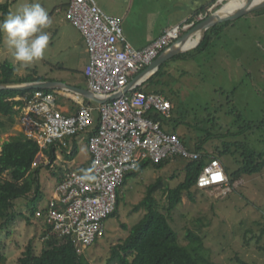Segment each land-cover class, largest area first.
<instances>
[{
    "label": "rangeland",
    "instance_id": "1",
    "mask_svg": "<svg viewBox=\"0 0 264 264\" xmlns=\"http://www.w3.org/2000/svg\"><path fill=\"white\" fill-rule=\"evenodd\" d=\"M67 1L35 0L48 13L51 23L45 31L50 39L43 59L26 69L14 62L0 34V64L11 63L15 68V78H48L56 75L58 79L73 82L76 80L74 77H82L86 58L79 53L80 49L73 48L75 38L79 36L65 19ZM96 1L99 5L102 3V8L108 14H128L126 20H121L124 32L125 23L130 21H134L136 26L143 21L151 27L152 22L146 16L149 9L154 10V13H162L154 22L155 27H158L169 22L174 8L184 12L191 6L201 5L204 0H175L172 4L160 0ZM216 1L213 4L217 6ZM5 2L9 3L11 13L33 0H0V3ZM57 8L60 12H56ZM110 9L115 10V14ZM208 34L209 38L203 46L163 62L139 89L160 92L170 100L171 116L160 118V122L166 132H174L182 137L184 142H181L189 151L194 150L203 139V152L211 156L218 157L225 141L245 142L251 149L262 151L264 8L217 24ZM52 92L56 93L57 90ZM19 115L18 112L15 118L18 125ZM92 116L97 118V110L92 112ZM6 126L8 128V124ZM207 130L209 136H205ZM11 131L18 133L15 125L7 132ZM8 136L2 137L7 139ZM75 141L78 155L71 160L68 154ZM86 142L87 134H81L71 138L65 147L56 148L59 157L55 156L50 167L43 164L48 158L43 160L36 157V166H40L37 201L32 202L31 193L13 200L14 211L19 214L9 226L10 233L7 230L0 232V249L6 256V264H16L29 243L36 253L44 247L43 222L32 216L30 209L33 204L39 209L46 208L58 182L57 176L62 171L79 169L87 162ZM232 150L233 154L218 158L230 172L237 169L242 160L241 150L236 147ZM185 163V159L175 158L161 169L148 166L137 176L128 174L125 183L119 188L121 201L118 213L105 219L104 235L85 249L82 256L91 264H106L112 246L128 235V230L123 229L122 224L131 227L142 218L145 211H134L133 208L146 195V187L161 178V188L156 191L155 198L160 211L167 214L180 243H187L185 233L191 230L203 238L211 264H239L238 259L248 264H264V166L260 172L243 175L233 185L228 183L226 186L205 189L193 187L191 194L183 193L181 202L168 213L165 210L167 195L164 189L173 188L183 180ZM24 216L29 217V221Z\"/></svg>",
    "mask_w": 264,
    "mask_h": 264
},
{
    "label": "built area",
    "instance_id": "2",
    "mask_svg": "<svg viewBox=\"0 0 264 264\" xmlns=\"http://www.w3.org/2000/svg\"><path fill=\"white\" fill-rule=\"evenodd\" d=\"M65 12L89 53L83 71L88 89L115 97L96 107L80 105L73 115L58 110L54 96L42 89L15 99L22 101L17 107L21 131L36 141L38 155L49 146L62 148L71 138L87 134L89 172L67 170L55 185L47 207L35 212L52 233L70 237L80 255L104 235L105 219L115 209L117 190L141 161H188L200 158V153L189 151L176 133L163 129L160 118L171 116L168 98L139 90L142 83L125 90L189 25L166 28L138 49L127 40L121 19L106 13L96 0H68ZM94 110L98 112L96 119ZM227 184V173L216 157L208 161L196 181L199 189Z\"/></svg>",
    "mask_w": 264,
    "mask_h": 264
},
{
    "label": "trees",
    "instance_id": "3",
    "mask_svg": "<svg viewBox=\"0 0 264 264\" xmlns=\"http://www.w3.org/2000/svg\"><path fill=\"white\" fill-rule=\"evenodd\" d=\"M212 4L209 3V5ZM203 7L199 12H203ZM9 13V3H0V19H3ZM229 22V21H227ZM224 22V23H227ZM216 26V25H215ZM215 26L209 28L202 41L196 47H201L209 38L208 32ZM157 72V71H156ZM155 72V73H156ZM15 68L9 62L0 64V83L6 82H26L45 79L44 77H34L29 79L15 78ZM34 89L27 90H0V134L9 131L15 124V118L20 112L22 101L16 100L18 95L22 96ZM140 90V89H139ZM45 93L51 90H43ZM160 93V92H156ZM162 94V93H161ZM159 118V117H158ZM8 124V128L7 125ZM209 130L205 136H209ZM184 142V139L180 137ZM208 138V137H205ZM203 141L197 143L194 151L200 153V158L186 160L184 165V178L173 188L164 189L167 195L166 211L172 212L181 202L183 193L191 194V189L196 187L198 175L206 166L212 157L203 152ZM0 232L7 230L15 216L19 213L14 211V203L17 197H27L29 193L33 194L31 200L33 203L38 198L39 185V168L34 167V162L39 152V146L33 139L26 137L20 130L14 136H10L0 144ZM233 147L241 150V165L230 172L229 168L223 164L228 176V183H233L241 179L243 175L260 172L264 166V149L255 151L247 143L241 141H225L223 149L219 151L218 157L224 154H233ZM44 154L52 162L55 160V149L52 146L43 150ZM76 149L71 150L69 157L75 155ZM169 160H163L153 163L150 160H143L138 167L131 173L134 176L139 175L143 169L153 166L156 169L163 168ZM48 164L47 167H50ZM63 174V173H62ZM54 175H57L54 173ZM126 177L122 183H125ZM120 188V187H119ZM161 188V178H157L154 183L146 187V195L133 208L134 211L143 209L144 215L133 226L128 227L123 223L122 227L128 230V235L111 248L110 256L106 264H211L208 251L204 246L203 238L191 231L185 233L186 244L180 243L177 232L171 227L167 214L160 211L155 198V193ZM117 190V202L115 209L110 216L118 213V206L121 201ZM39 208L33 204L30 211L32 216ZM43 209V208H42ZM22 215V213H20ZM26 217L29 221V217ZM36 218V217H35ZM38 219V218H36ZM41 220V219H40ZM42 221V220H41ZM43 222V221H42ZM42 232L44 247L39 253L34 251L33 246L29 243L22 255L17 259L16 264H91L82 254L77 255L74 244L70 237L57 236L51 232V227L45 223ZM0 247L2 242L0 239ZM239 264H248L238 259ZM0 264H6V256L0 249Z\"/></svg>",
    "mask_w": 264,
    "mask_h": 264
},
{
    "label": "crops",
    "instance_id": "4",
    "mask_svg": "<svg viewBox=\"0 0 264 264\" xmlns=\"http://www.w3.org/2000/svg\"><path fill=\"white\" fill-rule=\"evenodd\" d=\"M154 1H157V0H154ZM154 1H152V3H154ZM160 1H164V2L170 1L171 4H172V2H176L175 0H160ZM211 2H212V4H210V5L212 6L213 3H215V0H204L203 3H201V5L197 4L196 6H191V8L185 10L184 12H181L180 8H174V11L171 10V14H170L171 17L169 16V22L168 23H163L161 26H158V27H155L154 22L157 21L158 15H159V17H161L162 13L159 12V11L158 12L160 14L158 12L154 13V10H150L149 9L147 11V15L146 16L149 18L148 19L149 22H152V26L149 27V23L145 24V22L143 23V21L141 23H139V25L136 26L134 24V21H130V22L125 23V25H124V34H125L127 40L135 48H138V49H141V48L145 47L146 45H148L152 40L157 38L162 33V31L164 29L172 27V26H176V25H179V24L186 23L187 25H189V28H187V29L182 31V33L184 34L194 24H196L201 18H203L205 16V14L207 13L206 10L208 9V7H211L209 5V3H211ZM66 5H67V3H66ZM101 5H102V3H101ZM101 7H103V6H101ZM202 7H203V10L205 9V11L197 13L198 11H200V9ZM110 11H111L112 14H115V10L110 9ZM56 12H60V9L57 8ZM173 12H175L176 15H173L174 14ZM177 12H179V13H177ZM127 15L128 14L125 13V15H118L117 17H119L121 20L124 21V20H126V16ZM114 16H116V15H114ZM65 19H66L67 23L72 25L67 20L66 14H65ZM73 28L76 29V31L78 33V36H79V37L75 38V42H74L73 48L76 47V49L77 48L80 49L79 53L80 54L82 53V54L85 55V58H86L85 59L86 63L84 64V67H85L86 64L89 62V53H88V50L86 48V45L84 43V40H83L80 32L78 31V29L76 27L73 26ZM84 67H83V71H84ZM55 76L56 75H54V77H48V78L45 77V79H42V80H48V81H58L59 80V81H63L67 85H70V86H73V87H77L79 89H88L84 74H82V77L79 78V79L77 77L73 78L71 76V78L76 79L73 82H67V81H64L62 79H58ZM74 82H77V83H74ZM42 90H46V89H42ZM48 90H51V92H48V93L56 96L55 100H56V106H57L58 110H60L62 113L67 114V115L75 114L78 111L80 105H83V104L91 105L92 107H96L98 105L96 102H94L91 99H88V98L84 97L80 93H75V92H71V91L69 92V91H65V90H62V89H58V88H52V89H48ZM54 90H57V92L53 93L52 91H54ZM17 97H20V95H18ZM104 97H109V96H104ZM17 107H19V106H16L15 108L17 109ZM19 114H20V112H19ZM15 129L20 131L21 130L20 129V125L15 124ZM5 135H9L8 136V138H9L10 136L16 135V133L11 131V132H6V133L3 134V136H5ZM7 139H5V140H7ZM68 144H69V142H68ZM86 148H87L86 150L88 151L87 142H86ZM73 149H76L77 152H76L75 155L71 156V158H70L71 160L75 159L77 157V155H78V147H77V142L76 141L73 144V147H71V150H73ZM55 154H56V152H55ZM38 157H40L43 160H44V158H46V159L48 158L44 154V152L41 155H38ZM58 157L59 156L56 155V158H58ZM86 158H87V162L84 163V165L83 164L81 166L78 165L79 169H76V170H79V171L85 172V173L89 172V164H90V153H89V151H88V156ZM43 164L44 165H48L49 163H48V161H46ZM61 176H62V172L60 173V175L57 176V178L59 179V178H61ZM52 196H53V194H52ZM52 196H51V198H52Z\"/></svg>",
    "mask_w": 264,
    "mask_h": 264
},
{
    "label": "water",
    "instance_id": "5",
    "mask_svg": "<svg viewBox=\"0 0 264 264\" xmlns=\"http://www.w3.org/2000/svg\"><path fill=\"white\" fill-rule=\"evenodd\" d=\"M216 5H212L208 12L203 18H201L196 24H194L186 33H184L179 39L174 41L172 45L165 48L160 55L153 61V63L148 66L144 71L139 73L132 81V83L125 89L126 91L132 86H137L146 81L151 75H153L159 66L166 60L178 55L182 52L194 49L204 38L206 31L220 23L235 20L244 14L251 11L264 8V0H247L246 3L237 8H232L229 10L222 11L223 7L226 5L227 0H217ZM200 33V37L195 46L183 49L179 47V43L184 41L187 37H193L197 33ZM58 88L65 91H71L75 93H80L84 97L93 100L97 104L104 102L106 99L114 98L115 95L104 97L102 95L95 94L88 89H79L67 85L63 81H48V80H36V81H26V82H6L0 83V90H27V89H52ZM5 139L0 134V143Z\"/></svg>",
    "mask_w": 264,
    "mask_h": 264
},
{
    "label": "clouds",
    "instance_id": "6",
    "mask_svg": "<svg viewBox=\"0 0 264 264\" xmlns=\"http://www.w3.org/2000/svg\"><path fill=\"white\" fill-rule=\"evenodd\" d=\"M50 23L48 13L35 0L25 3L0 20V34L4 37L12 59L20 68L26 69L43 59L50 39L45 29ZM48 163L51 164V161L48 160ZM65 172L62 171V176Z\"/></svg>",
    "mask_w": 264,
    "mask_h": 264
},
{
    "label": "bare ground",
    "instance_id": "7",
    "mask_svg": "<svg viewBox=\"0 0 264 264\" xmlns=\"http://www.w3.org/2000/svg\"><path fill=\"white\" fill-rule=\"evenodd\" d=\"M247 0H227L226 5L223 7L222 11L229 10L232 8L241 7L246 3ZM200 37V33L198 32L193 37H187L184 41L180 42L178 45L180 48L188 49L198 42Z\"/></svg>",
    "mask_w": 264,
    "mask_h": 264
}]
</instances>
